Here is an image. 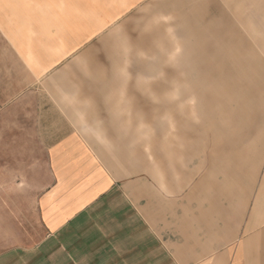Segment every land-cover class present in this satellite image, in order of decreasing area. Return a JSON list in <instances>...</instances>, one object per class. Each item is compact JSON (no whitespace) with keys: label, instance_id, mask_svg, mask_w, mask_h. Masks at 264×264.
Listing matches in <instances>:
<instances>
[{"label":"crops","instance_id":"crops-1","mask_svg":"<svg viewBox=\"0 0 264 264\" xmlns=\"http://www.w3.org/2000/svg\"><path fill=\"white\" fill-rule=\"evenodd\" d=\"M69 1L0 0V39L7 44L0 58L9 52L18 61L17 68L10 62L1 72L8 75L14 69L28 81L40 77L33 88L45 96L13 105L21 108L18 115L26 116L24 121L50 124L31 229L25 214L18 223L10 216L12 226L3 230L0 242V264H264L263 157L251 159L249 147L239 149L238 159L233 147L223 148L222 156L214 147L195 148L193 162L180 164L177 179L155 174L140 161L138 147L128 146L117 132L113 118L92 110L89 95L75 94L81 85L52 82L65 71L56 63L71 58L75 48V41L66 39L77 31L68 22ZM203 1L180 2L191 8ZM193 13H179L185 33L197 29L195 42L203 50L211 45L213 52L220 48L233 58L238 40L224 36H237L235 26L219 16L202 22L203 15ZM90 30H79L82 38L76 42L89 43ZM238 50V59L256 65L250 44ZM89 53L77 57L89 58ZM217 58L205 61L207 70H217ZM147 64L142 68L150 69ZM47 73L51 76L46 78ZM234 76L230 82L238 85L239 75L237 81Z\"/></svg>","mask_w":264,"mask_h":264},{"label":"rangeland","instance_id":"rangeland-1","mask_svg":"<svg viewBox=\"0 0 264 264\" xmlns=\"http://www.w3.org/2000/svg\"><path fill=\"white\" fill-rule=\"evenodd\" d=\"M180 1H69L68 22L77 31L66 39L75 41V48L71 58L56 63L65 71L52 82L81 85L75 94L89 95L92 110L113 118L117 132L124 134L128 146L138 147L140 161L150 164L155 174L177 179L180 164L193 162L195 148L202 147H214L220 155L223 148L233 147L236 159L242 158L239 149L249 147L251 159L263 157L264 166V0H204L203 6L191 8ZM184 10L202 14V22L217 16L223 23L231 22L239 34L225 32L224 39L238 40L234 57L220 48L213 52L211 45L203 50V44L195 42L197 29L187 35L177 21ZM88 26L90 42H76L82 38L79 30ZM245 44L252 46L256 65L237 58ZM3 45L7 49L0 39V54ZM81 51H89L90 57H77ZM204 57L205 61L218 57L217 70H207L210 64L202 62ZM10 62L17 68L18 61L8 52L0 58V72ZM143 64L150 69H143ZM227 66L243 70L228 72ZM12 71L0 73V242L3 230L12 226L10 216L18 223L25 214L31 229L34 199L44 174L45 127L50 125L26 122V116L18 115L21 108L13 103L44 95L33 88L40 77L22 80ZM233 73L234 81L239 75L238 85L230 82ZM200 81L215 83L200 85Z\"/></svg>","mask_w":264,"mask_h":264}]
</instances>
